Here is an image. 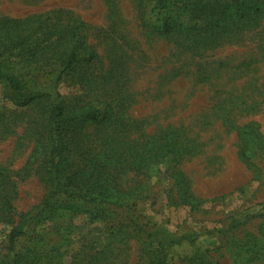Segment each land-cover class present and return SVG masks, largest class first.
Masks as SVG:
<instances>
[{
	"label": "rangeland",
	"instance_id": "374dc122",
	"mask_svg": "<svg viewBox=\"0 0 264 264\" xmlns=\"http://www.w3.org/2000/svg\"><path fill=\"white\" fill-rule=\"evenodd\" d=\"M230 2L0 0V23L84 24L94 59L58 99L110 120L73 125L71 173L117 203L45 205L54 76L38 73L40 100L0 84V264H152L161 245L168 264H264V13L236 21Z\"/></svg>",
	"mask_w": 264,
	"mask_h": 264
},
{
	"label": "trees",
	"instance_id": "16d2710c",
	"mask_svg": "<svg viewBox=\"0 0 264 264\" xmlns=\"http://www.w3.org/2000/svg\"><path fill=\"white\" fill-rule=\"evenodd\" d=\"M155 9L168 11L172 0H152ZM228 7L232 12V18L236 21H244L251 17L255 19L264 13V4L261 0H230ZM170 17L167 18L169 20ZM83 26L76 23L63 24L56 20L54 14H38L27 18L8 19L0 23V84L4 85L11 93L21 94L36 91L35 97L40 100L42 86L38 80V73L50 68L49 89L52 91L54 106L48 120V167L53 179V189L49 192L45 205L50 207L53 200L59 197H68L91 203L117 204L109 200L106 194H96L91 190L78 188L76 176L71 173V146L69 137L75 123L100 124L110 120L108 113H102L95 106L84 109L81 113L68 116L65 106L58 99L57 83L67 73L81 64L86 56L90 60L94 55L89 52L87 38L83 34ZM174 26L166 23L165 32L169 34ZM189 31V30H188ZM30 103V102H28ZM216 232H209L213 235ZM23 235L22 230L14 229L11 233V242L14 245ZM199 236L186 235L181 240L189 241L195 246ZM200 264H206L205 260L198 258L196 253L194 260ZM152 264H168L166 248L161 245Z\"/></svg>",
	"mask_w": 264,
	"mask_h": 264
}]
</instances>
